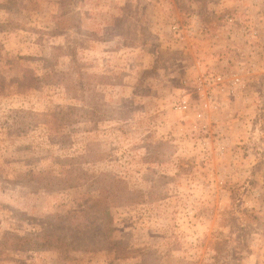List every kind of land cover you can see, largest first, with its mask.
Here are the masks:
<instances>
[{
    "label": "rangeland",
    "instance_id": "obj_1",
    "mask_svg": "<svg viewBox=\"0 0 264 264\" xmlns=\"http://www.w3.org/2000/svg\"><path fill=\"white\" fill-rule=\"evenodd\" d=\"M220 2L264 70V0H0V264H264V75L213 113L223 154L172 107L169 17Z\"/></svg>",
    "mask_w": 264,
    "mask_h": 264
},
{
    "label": "built area",
    "instance_id": "obj_2",
    "mask_svg": "<svg viewBox=\"0 0 264 264\" xmlns=\"http://www.w3.org/2000/svg\"><path fill=\"white\" fill-rule=\"evenodd\" d=\"M220 21V27L227 25L231 33H240L247 39L255 37V30H250L239 16L223 14ZM208 31L197 16H188L186 23L175 14L168 20L167 32L171 42L180 46L181 50L187 48L192 41L203 38ZM250 58V54L245 55L242 50L234 48L222 69L194 59L189 65L193 75L190 80L187 79L191 90L172 104L175 110L192 114L198 121V131L204 133L203 146L207 150L212 149L216 155L225 152L226 141L222 136H211L209 132L210 124L215 119L213 113L225 105L226 98L240 96L250 81L261 77V73L264 75V70L254 65ZM183 81L186 83V80Z\"/></svg>",
    "mask_w": 264,
    "mask_h": 264
},
{
    "label": "crops",
    "instance_id": "obj_3",
    "mask_svg": "<svg viewBox=\"0 0 264 264\" xmlns=\"http://www.w3.org/2000/svg\"><path fill=\"white\" fill-rule=\"evenodd\" d=\"M226 8L225 3L222 2L217 4L214 9L206 8L204 10L195 5H190L188 16L200 18L209 31L203 38L192 41L187 48L181 50L184 54L189 53L192 55V60H201L222 69L226 65L228 57L233 53L234 48L242 50L245 55L250 52L251 46L249 43L254 42L253 38L249 37L247 39L246 36L240 33H231L227 29V25L220 27L221 21L218 16H222L223 14H220V12L226 10ZM213 12L216 14H213ZM214 17L215 19H213ZM252 28H255L257 34L260 33V24Z\"/></svg>",
    "mask_w": 264,
    "mask_h": 264
}]
</instances>
